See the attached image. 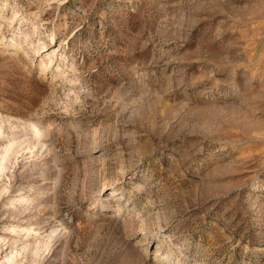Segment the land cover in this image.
I'll use <instances>...</instances> for the list:
<instances>
[{"label": "rangeland", "instance_id": "1", "mask_svg": "<svg viewBox=\"0 0 264 264\" xmlns=\"http://www.w3.org/2000/svg\"><path fill=\"white\" fill-rule=\"evenodd\" d=\"M1 245L264 264V0H0Z\"/></svg>", "mask_w": 264, "mask_h": 264}, {"label": "bare ground", "instance_id": "2", "mask_svg": "<svg viewBox=\"0 0 264 264\" xmlns=\"http://www.w3.org/2000/svg\"><path fill=\"white\" fill-rule=\"evenodd\" d=\"M8 48H12L14 45H12V44H8V45H6ZM22 131H24V132H27V133H29V134H31L32 136H34V138H35V141L33 142V143H28L27 145H26V147L30 150V151H32V150H34L35 148H36V143L38 142V138L40 137V136H45L46 134H47V132H45L43 129H40L39 127H37V126H35V125H33V124H27V125H25L24 127H22ZM24 144L25 143H23V144H20V145H13V146H9V147H7V148H4V150H2V160H3V162H5L7 159H9V157H10V155H11V153L13 152V151H17V149H19V148H21V147H23L24 146ZM25 148V147H24ZM38 148V147H37ZM41 149V148H40ZM43 149V148H42ZM2 167V166H1ZM106 198H109V196H107ZM151 207H153V206H149V208H151ZM19 210V206L18 205H16V204H12V206H10V208L7 210L9 213H11L12 214V212L15 214V216L16 217H20V213L18 214V211ZM148 212V211H147ZM14 214H13V216H14ZM16 219H18V218H16ZM37 236V235H36ZM41 236V235H40ZM7 245V244H6ZM6 245H1L0 246V253L1 252H3V250H4V248L6 247ZM8 249L9 248H7V249H5V252H7L8 251ZM33 251H36V249H33ZM160 251V250H159ZM159 251L157 250V251H154V260L155 261H160V262H162V263H164V264H176L174 261H173V259L172 258H170L169 256H166V257H163L162 258V255L159 253ZM32 252V251H31ZM164 256V255H163Z\"/></svg>", "mask_w": 264, "mask_h": 264}]
</instances>
